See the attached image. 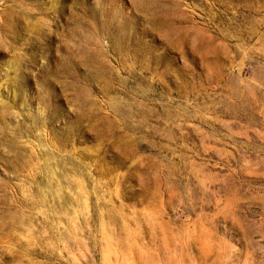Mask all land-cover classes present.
<instances>
[{"label":"rangeland","instance_id":"1","mask_svg":"<svg viewBox=\"0 0 264 264\" xmlns=\"http://www.w3.org/2000/svg\"><path fill=\"white\" fill-rule=\"evenodd\" d=\"M0 264H264V0H0Z\"/></svg>","mask_w":264,"mask_h":264}]
</instances>
